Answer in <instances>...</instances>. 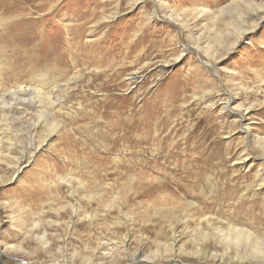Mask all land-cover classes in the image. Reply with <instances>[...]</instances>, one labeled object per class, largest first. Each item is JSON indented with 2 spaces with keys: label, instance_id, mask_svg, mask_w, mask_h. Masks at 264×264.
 Returning <instances> with one entry per match:
<instances>
[{
  "label": "rangeland",
  "instance_id": "374dc122",
  "mask_svg": "<svg viewBox=\"0 0 264 264\" xmlns=\"http://www.w3.org/2000/svg\"><path fill=\"white\" fill-rule=\"evenodd\" d=\"M56 2L0 8V264H264V0ZM36 30L70 55L43 110Z\"/></svg>",
  "mask_w": 264,
  "mask_h": 264
},
{
  "label": "bare ground",
  "instance_id": "6f19581e",
  "mask_svg": "<svg viewBox=\"0 0 264 264\" xmlns=\"http://www.w3.org/2000/svg\"><path fill=\"white\" fill-rule=\"evenodd\" d=\"M40 0H0V8L4 9L5 12L9 11L12 16L10 15V17H12L13 19H15L14 21L18 20V23L19 25H23L25 27V29H29V26H26L27 24H31L34 20H30L29 18H31L32 15H36L37 18H34L35 19V22L39 23L40 21L42 22V18L46 17V15H48V13L52 12V9L54 7V4L57 3L56 1L58 0H44L42 1L41 0V3H37L39 2ZM32 5L34 7H32ZM56 8V7H54ZM259 8V7H258ZM262 8L264 9V6L263 7H260L259 9L256 8V10H254L256 13H255V17L256 18H252V23L249 24V14H248V18L245 17V19H242L240 22V30L237 29L236 27V30H235V35H237V40L243 35L245 34L246 32H248L249 30H253V28H255V26L258 25V21H260V19L263 17V13L264 11L261 12ZM255 9V8H254ZM57 11V8L55 9L54 12ZM194 11V16L196 14H201L204 10L203 8H200L199 10L198 9H195L193 10ZM58 12V11H57ZM117 12V11H116ZM8 13V16L9 14ZM14 13H18L17 16L13 15ZM112 13V12H111ZM90 14V13H89ZM156 14H158V11L156 12ZM104 15V14H103ZM152 15V14H151ZM160 15V14H159ZM6 16V17H8ZM150 16V14H149ZM148 16V17H149ZM155 16V15H154ZM170 16V15H169ZM173 16V15H172ZM101 17V15H100ZM156 17V16H155ZM84 18H86L84 16ZM84 18L81 17V20H84ZM110 18V17H109ZM8 19H11V18H8ZM7 19V20H8ZM33 19V18H32ZM97 19V18H96ZM104 19H106L105 21H107L108 17H105ZM109 20V19H108ZM111 20V19H110ZM113 20V19H112ZM174 20V19H173ZM177 22H182L183 19H181L180 21L177 20V18L175 19ZM88 21V20H87ZM87 21H84V23H81L78 25V30H77V33L76 35L79 36L81 38V36L86 32L84 31V26L86 25ZM97 21V20H96ZM111 22V21H109ZM26 24V25H25ZM106 24V23H105ZM112 24V23H111ZM14 25V24H13ZM33 26V25H32ZM12 27V26H11ZM147 28V27H146ZM32 29V28H31ZM107 29V28H106ZM114 29V28H112ZM60 30V29H59ZM59 30H55V31H47V32H44V30H36L34 33H29V32H26L24 34V37L22 39V41H26V42H31L33 39L35 40V36H37L40 40V43L34 45V46H29V45H26L28 46L27 48H25L26 52L25 55L27 56L28 53L30 54L32 51L35 53L33 55L30 54V56H28V58L30 59V61H33V63H30V61H27L28 63H30L32 66H36L39 65L40 66V69L42 71V75H41V80H40V83L42 84V87H41V90H40V93L38 92L37 94H35V98L37 100H39L37 103V108H40V110H43L45 107L47 108L48 106H52L55 102H51V97H50V94L52 92H45V93H42V88L45 86V87H48L50 88L51 86L55 85L54 88L57 89V82L60 78L64 77L65 73H66V70L64 69L65 66L68 65V61H69V53L66 51L65 47H64V44L62 43L61 45V39H60V34L61 32H59ZM61 31V30H60ZM140 31V30H139ZM145 31V30H144ZM66 32H67V27H66ZM138 32V31H137ZM143 32V31H142ZM21 33V32H20ZM146 33V32H145ZM22 34V33H21ZM111 34V33H110ZM133 34V33H132ZM26 35H29V36H26ZM106 35V33H105ZM101 36V35H99ZM109 37V36H108ZM111 37V36H110ZM127 37V36H126ZM136 37V36H135ZM47 38H55V42L52 43V44H49L48 41H47ZM62 38V37H61ZM140 38V37H139ZM21 39V38H20ZM59 39V41H58ZM107 39V38H106ZM105 39V40H106ZM109 39V38H108ZM124 39V38H123ZM121 38V40H123ZM38 40V39H37ZM116 41V40H115ZM114 41V43H115ZM142 41V40H141ZM52 42V41H51ZM50 42V43H51ZM80 42V41H79ZM111 42V41H109ZM134 42V41H132ZM137 42V41H136ZM150 42V41H149ZM96 43V42H95ZM100 43V42H99ZM103 43V41L101 42ZM146 43V42H144ZM153 43V41H152ZM166 43V42H165ZM118 44V43H117ZM128 44V43H127ZM158 44V43H157ZM170 44V43H169ZM61 45V46H60ZM82 45V44H81ZM100 45V44H99ZM115 45V44H114ZM153 45V44H152ZM112 46V45H111ZM136 46V45H135ZM139 46V44H138ZM82 47V46H81ZM97 47V45H96ZM121 47V46H120ZM133 47V46H132ZM145 47V45H144ZM148 47V46H147ZM36 48V49H35ZM84 49V48H83ZM138 49V48H137ZM145 49V48H144ZM149 49V48H148ZM120 50V49H119ZM190 50V49H188ZM136 51V50H135ZM138 51V50H137ZM136 51V52H137ZM141 51V50H140ZM172 51V50H171ZM192 51V50H190ZM102 52V51H101ZM117 52V51H116ZM119 52V51H118ZM142 52V51H141ZM163 53V52H162ZM95 54V53H94ZM103 54V53H102ZM108 54V53H107ZM83 55V54H82ZM140 55V53H139ZM106 56V55H105ZM126 56V55H125ZM84 57V56H83ZM89 57H90V61L93 60L95 61V58L94 56H91V54H86V61L89 60ZM132 57V55H131ZM82 58V57H81ZM112 58V57H111ZM163 58V57H162ZM178 58V57H177ZM97 59V58H96ZM100 59V58H99ZM110 59V58H109ZM115 59V58H114ZM134 59V57H133ZM154 59V58H153ZM113 60V59H112ZM98 60H96L97 62ZM101 61V60H100ZM160 61V60H159ZM170 61V60H169ZM70 62V61H69ZM83 62V61H82ZM109 62V60H108ZM116 62V61H115ZM128 62V61H127ZM142 62V61H141ZM144 62V61H143ZM168 62V61H167ZM36 63V64H35ZM98 64L100 62H97ZM97 63H95L93 66L97 65ZM110 63V62H109ZM84 64V63H83ZM122 64V63H121ZM124 64V63H123ZM145 64V63H144ZM165 64V63H164ZM166 65V64H165ZM168 65V64H167ZM145 66V65H144ZM123 67V66H122ZM137 67V66H135ZM120 68V67H119ZM164 68V67H163ZM135 69V68H134ZM124 70V69H123ZM132 70V69H131ZM122 72V71H121ZM129 72V71H128ZM136 72V71H135ZM133 73V72H132ZM131 75V74H130ZM117 76V75H116ZM105 77V76H104ZM110 77V76H109ZM114 78V77H112ZM117 78V77H116ZM135 77L133 76H130L129 80L130 81V86L134 85L135 82H133L132 80L134 79ZM98 79V78H97ZM114 80V79H113ZM119 80V78H118ZM124 80H127V79H124ZM123 80V81H124ZM117 81V80H116ZM98 83V82H97ZM127 84V83H125ZM162 84V83H161ZM181 84V83H180ZM94 85V84H93ZM100 85V84H99ZM109 85V84H108ZM97 86V85H96ZM101 86V85H100ZM179 86V85H178ZM177 86V87H178ZM185 86V85H184ZM129 87V86H128ZM163 87V86H161ZM167 87V86H166ZM169 87V86H168ZM167 87V88H168ZM159 88V86H158ZM176 88V87H175ZM174 88V90H175ZM180 88V87H179ZM185 88V87H184ZM60 89V88H59ZM114 89V88H113ZM160 89V88H159ZM183 89V88H182ZM124 90V89H123ZM151 90V89H150ZM166 90V89H165ZM173 90V91H174ZM178 90V89H177ZM48 91V90H47ZM101 91V90H100ZM164 91V90H163ZM162 91V93H163ZM176 91V90H175ZM183 90H179V92H181ZM167 92H171L170 90L169 91H166ZM111 93V92H110ZM156 93V92H155ZM160 93L158 92L157 90V94ZM168 93V94H169ZM174 93V92H173ZM182 93V92H181ZM15 93L12 94V96H14ZM176 94V93H175ZM174 94V95H175ZM178 94V92H177ZM180 94V93H179ZM53 95V94H52ZM165 95V93H164ZM171 95V94H170ZM160 96V94H159ZM169 96V95H167ZM180 96V95H179ZM229 94V97H228V100H227V104L226 106L230 105L231 101H233V97ZM90 97V96H88ZM154 97H155V94H154ZM157 97V96H156ZM165 97V96H164ZM173 97V96H172ZM177 97V96H176ZM159 98V97H158ZM163 98V97H161ZM169 98H171L169 96ZM226 98V97H225ZM115 99V98H114ZM156 99V98H155ZM103 100V99H102ZM170 100V99H169ZM158 102V99L156 100ZM163 101V100H162ZM166 101V99H165ZM175 101V100H174ZM152 102V101H151ZM177 102V101H176ZM145 103V102H144ZM160 103V102H159ZM166 103V102H165ZM170 103V102H169ZM173 103V102H172ZM31 104H34L33 102ZM142 105V104H141ZM153 105V103H152ZM156 105V103H155ZM167 105V104H166ZM119 106V105H118ZM149 106V105H148ZM170 106V105H169ZM142 107V106H140ZM154 107V106H153ZM160 107V106H159ZM163 107V105H162ZM165 107V106H164ZM53 108V107H52ZM135 108V107H134ZM149 111H147L146 107H145V104H144V112L146 113V116L145 118L144 117H140L138 118V120L136 119V127L139 126V130H140V135L138 136L139 139H141L144 135L145 132L149 131L152 129V122H154V113L151 111L152 110V107H149ZM159 109V108H158ZM162 109V108H161ZM166 109V108H165ZM164 109V111H165ZM163 110V109H162ZM41 112V111H40ZM152 112V113H151ZM45 113V112H44ZM158 113V112H156ZM121 114V113H120ZM48 115V114H47ZM46 116V115H45ZM116 116V115H115ZM239 117L242 119V116L239 115ZM117 120V119H116ZM203 121V120H202ZM237 122V121H236ZM118 123V122H117ZM129 125V124H128ZM133 125V124H132ZM58 125L57 124H53L51 127V130H53L52 132L56 131L57 130V127ZM122 126V125H121ZM136 130V129H135ZM138 130V129H137ZM136 130V131H137ZM138 130V131H139ZM138 134V133H137ZM193 138H191L192 140ZM205 140V139H204ZM185 141V140H184ZM188 141V140H187ZM200 141V140H199ZM198 141V142H199ZM201 142V141H200ZM192 143V142H191ZM207 143V142H206ZM201 144V143H200ZM199 144V145H200ZM186 145V144H185ZM210 147V146H209ZM207 147V149L209 148ZM243 233V232H242ZM229 234L233 235V237L235 238V241L237 242V240L240 238V234L241 232L238 231L237 229L233 232H230ZM148 264H155V263H151L149 262Z\"/></svg>",
  "mask_w": 264,
  "mask_h": 264
}]
</instances>
